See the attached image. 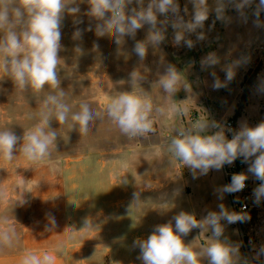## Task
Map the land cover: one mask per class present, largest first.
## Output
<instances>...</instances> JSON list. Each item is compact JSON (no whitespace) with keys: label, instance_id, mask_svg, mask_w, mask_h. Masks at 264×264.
<instances>
[{"label":"rangeland","instance_id":"374dc122","mask_svg":"<svg viewBox=\"0 0 264 264\" xmlns=\"http://www.w3.org/2000/svg\"><path fill=\"white\" fill-rule=\"evenodd\" d=\"M148 2L149 0H144L145 7ZM178 3L184 20H190L193 12L190 0H178ZM208 4L210 8L213 7L214 0H208ZM68 6H78L80 11L75 15L65 11L62 17L57 66L60 81L58 88L45 85L40 92L34 91L30 86L20 89L9 74L0 72V131L10 130L20 137L13 160L9 162L0 158V206L6 201L9 190L19 193L21 189L37 186V173L48 172L64 176L65 166H72L73 160L88 151L102 154L103 150L122 149L125 146L124 139L129 135L123 134L107 116L106 105L123 92H134L151 102L150 118L155 130L136 137L156 142L163 150L162 154L171 156L173 161L180 162L171 150V141L182 131L200 134L195 127L203 122L209 125L208 130L211 131L210 125L213 122L219 124L228 118H233L236 122L239 118L252 121L253 126L264 122V94L257 91V86L264 81V29L255 28L251 19L246 24L241 23L235 11L230 10L228 14L233 17V21L227 25L216 21L213 27L215 16L214 13L210 14L203 29L185 33V39L193 41L192 48L187 47L183 41L179 45L174 43L175 33L170 24L161 43L152 42L149 26L145 25L137 30L135 37L125 35L123 43L118 45L115 33L103 37L96 35L95 25L98 21L87 14V0H76L75 4L69 3ZM129 7H137L136 0ZM185 8L187 13L184 12ZM157 19L163 21L165 17L157 14ZM90 25L91 31L88 30ZM77 29L82 32L79 38L74 36ZM199 32L204 33V40H197ZM2 36L3 33L0 32V37ZM138 41L145 44L146 55L143 59L149 66L143 65V59L134 51ZM210 52L216 53L220 63L214 69L202 70L201 60ZM242 56L249 57V62L236 69L234 79L226 87L214 89V78L210 73L215 71L223 81L225 73L221 69ZM169 66L175 67L181 76L174 93L165 92L160 84ZM133 71L137 73L135 80L132 79ZM145 82L148 84H144ZM60 92L64 93L62 102L70 109L69 118L61 125L54 116L50 117L46 131L56 132V139L49 148V154L42 161H29L21 152L25 143L23 138L41 123L42 112L47 111L43 108L47 96L58 95ZM81 104H87L93 113H100L99 116L94 115L87 135H81L78 125L71 121V115L80 110ZM191 116H196L194 121H190ZM212 133L214 130L209 134ZM98 157L102 159L103 156ZM179 171H183V167ZM220 171L223 176V169ZM220 171L209 170L207 175H200L197 171L195 179L190 174L191 178L187 180L188 193L183 191L166 197L159 195L155 203L156 210L149 212L148 209H143L142 214L149 216L153 227H147L144 221L140 224L127 223L125 235L134 236L135 241L146 239L157 225L171 222L174 227L173 217L180 212L192 214L197 220L205 217L207 212H203V208L213 198L209 182L216 179L217 183ZM220 181L223 183L224 178H220ZM78 184L84 187L80 181ZM182 185V180L176 179L172 187L181 188ZM142 197L139 196L141 200ZM2 214L4 217L5 213ZM246 235L244 223L225 224L224 236L233 243L239 242L242 259L247 260L248 264H254L251 260L254 257L248 252L251 247H247ZM210 237V230L202 232L200 229H193L182 240L194 250L200 251ZM126 248V264H143L138 258L140 250L134 247L133 242L127 243ZM91 256L94 264L102 263L101 251L94 252ZM201 264H207V259L202 257Z\"/></svg>","mask_w":264,"mask_h":264},{"label":"clouds","instance_id":"9594fccd","mask_svg":"<svg viewBox=\"0 0 264 264\" xmlns=\"http://www.w3.org/2000/svg\"><path fill=\"white\" fill-rule=\"evenodd\" d=\"M76 0H0V72L9 74L20 89L30 86L36 92L44 89L45 85L55 89L60 81L57 76L59 63L58 53L61 48V24L65 11L70 14L79 13ZM193 5L191 19L185 21L180 14L178 0H149L147 6L144 0H136L137 7H129L133 0H87L88 15L98 21L95 25L96 35L103 37L115 33L116 43L122 44L123 37H135L137 30L145 25L149 26L150 39L153 43H161L165 39L167 26L174 30V43L179 45L183 41L187 47L194 46L191 39H185V33L197 32L203 29L209 15L214 13L216 21L225 25L233 21L228 12L235 11L241 23L252 24L257 29H264V0H214V6L209 7L208 0H190ZM187 13V8L184 9ZM157 14L165 17L158 21ZM82 22V21H78ZM92 30L91 25L88 28ZM81 30L77 29L74 36L81 37ZM203 32L197 33V40H204ZM138 57L143 59L146 47L143 42H137L134 48ZM249 57L242 56L226 64L221 70L225 73L223 81L215 71L210 74L214 78L212 87L219 89L226 87L236 74V69L246 65ZM220 63L219 57L210 52L201 60L202 70L214 69ZM137 78L133 71L132 79ZM181 80L177 69L169 66L160 84L165 92L174 93ZM187 87V86H186ZM257 91L264 94V81L257 86ZM64 93L49 95L44 101L41 123L24 136L23 155L33 162L42 161L48 154L49 148L56 139V132L46 131L51 116L63 125L69 118V107L62 102ZM107 116L129 136L144 135L153 132V121L150 118L152 104L134 92H123L114 97L106 105ZM100 113H93L87 104H81L80 110L71 115V121L78 125L81 135H87L90 122ZM212 128L218 129L212 134L201 135L180 132L171 141V150L197 178L207 175L209 170L220 171L225 165H232L238 158L247 163L246 172L234 173L229 184L217 189L218 199L223 200L224 194L241 192L246 187L249 177L259 181L253 189V203L259 205L264 201V122L256 126L241 123L238 131L232 132L231 139L224 134V129L213 122ZM209 125L203 122L199 132L205 131ZM20 137L10 130L0 131V158L12 161L14 151ZM238 202V201H237ZM218 211H208L200 220L192 214L180 212L173 217L175 225L166 223L157 225L152 234L146 239L134 242V247L140 250L139 259L143 264H201V258L207 259V264H248L241 257V244L233 243L225 236V224L245 223L251 219L244 205L240 210L230 209L224 203L218 204ZM222 221L224 223H222ZM193 229L202 232L210 230L211 237L206 246L196 251L182 240ZM14 229L4 231L0 229V251L12 248ZM256 257L264 256V244L255 249ZM54 258L44 253L38 257L26 254L20 264H53Z\"/></svg>","mask_w":264,"mask_h":264},{"label":"crops","instance_id":"0c3cea01","mask_svg":"<svg viewBox=\"0 0 264 264\" xmlns=\"http://www.w3.org/2000/svg\"><path fill=\"white\" fill-rule=\"evenodd\" d=\"M142 64L149 66L144 59ZM233 121L237 130L241 123L253 126L252 121L241 118ZM223 122L218 125L221 127ZM195 128L199 132V126ZM211 131L207 128L200 134ZM124 141L125 146L117 151L103 150L102 154L88 151L73 160L72 166H65L64 176L40 172L35 178L37 186L21 189L19 193L9 190L0 206V229H14L13 247L0 251V264H20L29 253L38 257L47 253L54 258L53 264H94L91 255L99 251L101 264H126V244L135 242L134 236L124 233L127 223L144 221L147 227H153L149 216L142 214L143 209L156 210L159 195L188 193L187 180L193 174L181 161L162 154L156 142L136 136H127ZM218 175L217 183L216 179L209 182L213 198L205 204L203 212L218 211L219 203L234 208L231 194H224L222 201L218 199L217 189L226 185L224 174L220 171ZM220 178L225 182L221 183ZM176 179L182 180L183 187H172ZM255 187L257 184L252 189ZM126 196L131 197L121 199ZM250 217L244 223L246 237L254 241L248 252L254 257L251 258L254 264H264V256L256 257L255 253L264 244V201Z\"/></svg>","mask_w":264,"mask_h":264},{"label":"built area","instance_id":"2783aa9c","mask_svg":"<svg viewBox=\"0 0 264 264\" xmlns=\"http://www.w3.org/2000/svg\"><path fill=\"white\" fill-rule=\"evenodd\" d=\"M196 116H191L190 121H194ZM221 128L224 129V134L228 139H231L232 137V132H229L228 129L231 128L233 131H238L235 125V122L233 119H226L223 122V125ZM218 129L214 128V132L217 131ZM242 158H238L232 165H225L223 167V174L224 178L226 181V184H229L231 181V176L234 173H239V172H246L248 168L247 163H242L241 162ZM254 184H259V181L255 180L254 177H249V179L246 182V187L244 190L238 193L231 194L232 198V203L233 207L235 210H240L242 206L246 205L247 206V212L250 215L252 212H254L257 208V205L253 203V197H252V192H253V185ZM238 201V202H237ZM247 247H252L253 246V239L252 238H247Z\"/></svg>","mask_w":264,"mask_h":264}]
</instances>
